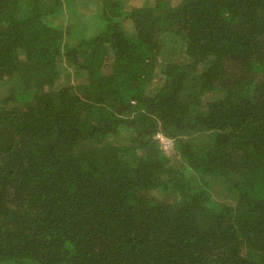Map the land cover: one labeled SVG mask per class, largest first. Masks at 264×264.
Masks as SVG:
<instances>
[{
  "label": "trees",
  "instance_id": "trees-1",
  "mask_svg": "<svg viewBox=\"0 0 264 264\" xmlns=\"http://www.w3.org/2000/svg\"><path fill=\"white\" fill-rule=\"evenodd\" d=\"M0 264H264V0H0Z\"/></svg>",
  "mask_w": 264,
  "mask_h": 264
},
{
  "label": "rangeland",
  "instance_id": "rangeland-1",
  "mask_svg": "<svg viewBox=\"0 0 264 264\" xmlns=\"http://www.w3.org/2000/svg\"><path fill=\"white\" fill-rule=\"evenodd\" d=\"M80 2H83V1H80ZM93 5H95L94 3H88V5L87 6H85L84 8H86V9H88L89 7H91V6H93ZM85 9V10H86ZM84 10V12L83 13H86V11ZM85 17V16H84ZM67 22H64V24H66ZM76 25H75V27L74 28H77V30H79V27L81 26L80 24H78V23H75ZM89 24V23H88ZM89 29H91V27H89ZM66 80H67V71L65 70V74L63 73V71H62V73H61V75H60V78H59V83L61 84L62 82H66ZM161 137V136H160ZM163 138V137H162ZM156 139H157V141H158V144H159V147L163 150V151H165V152H168L167 150H169V146H167L166 144H164V143H162L161 141H160V138H157L156 137Z\"/></svg>",
  "mask_w": 264,
  "mask_h": 264
},
{
  "label": "built area",
  "instance_id": "built-area-1",
  "mask_svg": "<svg viewBox=\"0 0 264 264\" xmlns=\"http://www.w3.org/2000/svg\"><path fill=\"white\" fill-rule=\"evenodd\" d=\"M161 136V137H160ZM160 138V141L162 142V143H164V144H166L167 146H169V150L171 149V147H172V144H171V141L169 140V139H167L165 136H163L162 134H160V133H157L156 134V136H155V138ZM163 137V138H162ZM169 150H167V151H169Z\"/></svg>",
  "mask_w": 264,
  "mask_h": 264
}]
</instances>
